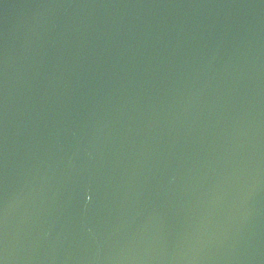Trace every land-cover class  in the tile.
Returning a JSON list of instances; mask_svg holds the SVG:
<instances>
[{
  "label": "water",
  "instance_id": "water-1",
  "mask_svg": "<svg viewBox=\"0 0 264 264\" xmlns=\"http://www.w3.org/2000/svg\"><path fill=\"white\" fill-rule=\"evenodd\" d=\"M0 264H264V0H0Z\"/></svg>",
  "mask_w": 264,
  "mask_h": 264
}]
</instances>
